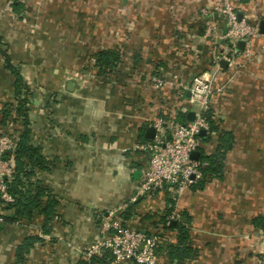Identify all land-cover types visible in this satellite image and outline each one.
<instances>
[{"label":"crops","instance_id":"1","mask_svg":"<svg viewBox=\"0 0 264 264\" xmlns=\"http://www.w3.org/2000/svg\"><path fill=\"white\" fill-rule=\"evenodd\" d=\"M213 1L0 0V110L14 151L24 134L35 151L19 163L10 154L7 180L17 175L27 195L46 189L28 214L0 224V264H81L109 212L158 237V264H178L166 251L179 245L176 221L191 252L180 264H264V232L252 224L264 215V35L251 58L236 43V68L215 69L207 25L214 19L223 31L225 22L200 12ZM235 7L252 24L264 19V0ZM102 51L118 61L100 67ZM202 73L225 87L210 99L206 116L216 129L199 137L197 160L230 143L220 173L180 195L165 187L136 196L149 161L136 146L157 121L168 135L189 121L185 93ZM151 77L168 83L155 88ZM171 215L176 221L165 226Z\"/></svg>","mask_w":264,"mask_h":264},{"label":"built area","instance_id":"2","mask_svg":"<svg viewBox=\"0 0 264 264\" xmlns=\"http://www.w3.org/2000/svg\"><path fill=\"white\" fill-rule=\"evenodd\" d=\"M238 1L215 0L209 9L200 10L204 16L215 19L220 17L225 22L223 31L219 30L214 19L207 25L211 43L209 55L213 67L218 70L220 61H225L230 69L236 68L238 52L234 47L238 41L244 43L243 57L251 58L253 40L260 36L256 24L250 23L244 17H238L235 10ZM172 80L176 81L177 75H173ZM151 82L155 88L168 83L165 78L155 77H151ZM224 87V85L216 87L209 73L193 76L187 90L190 92L189 101L194 120L173 126L169 135L162 127V121H157L154 124L156 131L154 138L136 146V149L149 154L148 164L140 173L136 196L150 195L165 187L180 195L201 179L202 164L198 160L191 159V153L198 150L199 132L201 130L208 132L210 129L206 116L210 99L214 93L220 95ZM9 125H0V224L4 223L7 210L5 207L15 203L7 183V178L13 171L10 154L14 152ZM174 219L176 217L172 215L168 218V220ZM99 231V238L91 242L84 252L85 261L109 253L107 264L125 262L158 264L156 249L159 239L156 235L125 226L113 215V212L101 218Z\"/></svg>","mask_w":264,"mask_h":264},{"label":"trees","instance_id":"3","mask_svg":"<svg viewBox=\"0 0 264 264\" xmlns=\"http://www.w3.org/2000/svg\"><path fill=\"white\" fill-rule=\"evenodd\" d=\"M16 7L18 4H14ZM5 58L6 55L4 54ZM97 57V64L100 65V67H112L113 64L118 61V56L116 53L114 52H109V51H102L96 54ZM7 59V58H6ZM13 70V69H12ZM13 73L16 76V84H19L20 79L17 75V73L15 71H13ZM18 88H16L17 91ZM18 113L21 114V105L18 107ZM3 119L1 120L0 125L1 126H5V120L8 117V113L7 111L3 112ZM24 116V115H23ZM22 116V117H23ZM208 123L211 127V131H215V126L213 124V122L209 121L208 119ZM26 136L25 134L20 138V143L18 145V148L16 151H14V159L16 161V163H19L20 158L22 157V155L24 154H29L30 156H32L35 151L32 150L30 147H28L25 143L26 140ZM221 141V140H220ZM229 144L223 141L222 143V150L221 152L218 151V154L215 156H205L203 157V159L199 160V162L202 164L201 166V172H202V177L201 179H199L196 183H200L203 180H205L207 178V176L213 175V174H217L220 173L221 169H222V160L224 158L225 152L228 150L229 148ZM220 149H221V142H220ZM16 176V177H15ZM14 180L9 182L7 180V183L9 185V192L13 195V197L15 198V203L11 204V205H7L5 207V209H9V210H13L14 209V214L13 215H4V221L5 222H12L15 220V218L20 214L26 213L28 214V210L33 209L35 207V205H37L38 199L40 196L44 195L46 192V189L44 188H37L35 190L34 194H29L27 195L26 193L28 191H22L18 188L17 184L20 183L19 179L17 178V175H15ZM195 183V184H196ZM22 211V212H21ZM169 214V213H168ZM172 221H176V219L172 220ZM169 220H167L166 218L164 219L163 223L165 226H169ZM177 224V229H178V246H172V245H168L166 247V251H167V255L169 256V258L171 260H176L178 264H180L181 261H183L185 258L190 257L191 252L188 249H184L183 247V242L185 240L188 239V234H187V230L185 229V226H183L181 223H179V221H176ZM252 224L253 226L258 229L261 230L262 232H264V215H258L256 217H254V219L252 220ZM30 243L25 242V244H22V246L20 248H18L17 250V259L19 262H21L22 259V255L26 252V250L29 248ZM110 255L109 253H104L102 255V257H94L92 258L90 261H85L82 262L81 264H107V261L109 259Z\"/></svg>","mask_w":264,"mask_h":264},{"label":"water","instance_id":"4","mask_svg":"<svg viewBox=\"0 0 264 264\" xmlns=\"http://www.w3.org/2000/svg\"><path fill=\"white\" fill-rule=\"evenodd\" d=\"M258 31H259V34L264 35V19L260 21V23L258 25ZM243 48H244V43L242 41H238L236 44V49L238 51H242ZM219 66L222 68H225L227 66V63L225 61H220ZM185 97L187 99L190 98L189 90L186 91ZM187 117H188L189 121H193L194 120V113L189 112ZM155 132L156 131H155V128L153 126L147 127L146 132H145V138L148 140H152L155 136ZM198 135H199V137H204L206 135V132L204 130H201ZM198 156H199L198 151L191 153V159H193V160H197Z\"/></svg>","mask_w":264,"mask_h":264},{"label":"rangeland","instance_id":"5","mask_svg":"<svg viewBox=\"0 0 264 264\" xmlns=\"http://www.w3.org/2000/svg\"><path fill=\"white\" fill-rule=\"evenodd\" d=\"M2 119H3V115L1 114V110H0V123Z\"/></svg>","mask_w":264,"mask_h":264}]
</instances>
